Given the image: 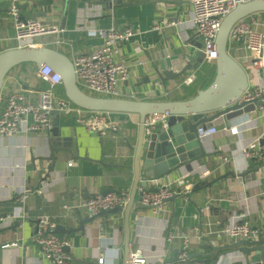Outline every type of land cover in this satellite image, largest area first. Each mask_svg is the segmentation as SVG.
Listing matches in <instances>:
<instances>
[{
	"label": "crops",
	"instance_id": "obj_1",
	"mask_svg": "<svg viewBox=\"0 0 264 264\" xmlns=\"http://www.w3.org/2000/svg\"><path fill=\"white\" fill-rule=\"evenodd\" d=\"M12 1L0 0V53L16 47L14 23L7 15ZM14 1L23 19H37L46 27L64 29L38 42L41 47L58 49L71 61L74 56L102 45V39L88 37L85 30L132 27L136 35L115 56L118 63L129 68L131 75L119 84L121 98L182 101L215 79V64L203 60L196 72L184 79L169 82L166 87L159 82L154 84L157 77L153 67L158 63L160 50L174 44L194 54V46L201 45L192 27V6L187 0H121L115 10L106 3L99 4L101 0ZM255 18L262 30L264 14ZM172 19L180 21L179 25L170 26L163 34L153 29L157 23ZM58 40L60 43H56ZM229 52L246 70L250 87L264 79V71L252 67L249 53L243 47L229 45ZM29 74L30 70L13 71L7 76L2 92L43 89V84L33 78L25 81ZM192 75H195L193 83L184 85L183 81ZM112 121L116 131L101 136L89 133L74 116L56 111L47 132L0 137V264H51L33 240L36 221L42 216L51 217L57 227L63 225L67 229H77L79 221L94 217L91 224L85 225V234L58 233L70 241L68 251L76 264H98L101 257L108 261L105 264H123L125 213L91 216L81 206L84 200L102 195L105 190L129 193V197L132 192L140 119L135 114H114ZM217 128V135L203 141L208 157L189 168V172L150 182L146 187L140 183L129 216L130 249L132 254L141 253L146 264H173L185 242L190 257L206 264H213L214 260L212 249H204L210 243L217 245L219 253L228 252L217 264H252L250 257H256V254L243 255L235 246L240 241L234 243L224 235V228L240 215L243 221L260 230L258 240L264 239V160H247L242 155L248 144L264 139V100L261 107L230 122V129L224 124ZM53 148L58 149L54 150L55 163L44 161L52 155ZM222 156L227 162H223ZM255 169H258L255 180L235 176ZM207 171L210 174L204 181L212 186L191 193L192 203L187 198L168 200L158 213L139 204L142 188L179 189L183 187L184 175L193 174L189 181L196 183L199 181L196 176ZM26 189L31 192L26 194ZM65 205L72 209H65ZM16 222L20 226L13 229ZM166 227L174 234L169 243H164ZM10 244L16 246H6ZM227 246L231 247L224 250Z\"/></svg>",
	"mask_w": 264,
	"mask_h": 264
},
{
	"label": "built area",
	"instance_id": "obj_2",
	"mask_svg": "<svg viewBox=\"0 0 264 264\" xmlns=\"http://www.w3.org/2000/svg\"><path fill=\"white\" fill-rule=\"evenodd\" d=\"M192 6V27L200 40L204 61L215 64L218 57L216 38L224 17L228 15L238 4L237 0H187ZM254 0H241L242 3ZM264 14V13H263ZM8 18L14 23L16 42L15 48L41 47L38 39L52 33L64 31L60 27H46L37 19H23L19 5L13 0L8 7ZM256 15L242 19L235 24L229 34V45L241 46L251 58L252 67L258 71H264V28L258 29ZM180 21L172 19L170 22L161 21L153 29L163 34L167 28L178 26ZM88 37L102 39V45L93 51L78 54L73 57L72 63L75 70L78 87L91 95L109 98H121L119 84L129 78V68L115 60L120 47L134 38L135 31L132 27H111L109 29L85 30ZM56 43H60L58 40ZM37 77L46 84V88L33 92L18 90L0 95V137L8 138L18 133H43L50 130L54 112L72 115L76 122L86 128L89 133L105 136L115 132V123L112 121L114 113L86 111L70 102L66 97L58 94V88L62 86V78L59 73L44 65L37 70ZM263 78V77H262ZM195 75L185 79L184 85H191ZM264 100V79L248 89L240 98L239 103H251L255 100ZM165 117H149L145 123V132L150 134L159 123L164 122ZM198 140L203 142L218 134L217 126H200L197 130ZM245 159L260 158L264 160V145L252 142L242 149ZM223 162L227 158L223 157ZM72 163L69 164L71 166ZM17 167V166H16ZM19 167V166H18ZM210 171L196 176L199 181L207 179ZM193 174L188 173L182 177L181 187L184 196H189L193 190V183L189 181ZM178 189L168 186H159L156 190L142 188L140 190L139 204L151 209L154 213L162 211L165 202L171 199ZM30 189L25 193L29 194ZM129 202V193H108L95 195L82 202V207L91 216H97L103 212L123 208ZM70 210V205H65ZM236 218V217H235ZM36 235L34 242L40 247L42 255L51 264H76L72 254L67 250L70 241L57 232V223L49 216H42L36 221ZM224 235L231 238L234 243L238 241H255L260 238V230L254 228L249 222L243 221L239 215L236 220L230 222L224 228ZM174 239V234L166 227L164 243ZM6 246H16L10 244ZM187 242L182 245L173 264H206L200 260H193L188 252ZM133 264H146L145 259H137L132 254ZM98 264H105L103 257Z\"/></svg>",
	"mask_w": 264,
	"mask_h": 264
},
{
	"label": "water",
	"instance_id": "obj_3",
	"mask_svg": "<svg viewBox=\"0 0 264 264\" xmlns=\"http://www.w3.org/2000/svg\"><path fill=\"white\" fill-rule=\"evenodd\" d=\"M121 0H101L99 4H107L112 10L120 6ZM237 6L222 20L217 33L216 47L218 57L215 61V79L204 90L188 100L182 101H142L125 98H109L94 96L82 91L76 83V74L71 59L58 51L47 47H26L14 48L0 53V95L7 76L12 71L23 64H34L37 68L44 65L50 66L53 71L60 74L65 97L72 102L75 107L92 112H111L114 114H135L139 116L138 142L136 146L134 165H133V188L129 197L128 207L106 211L101 215L108 216L113 212L125 213V234H124V254L123 264H133L132 252L130 249V224L129 216L134 207L137 192L140 186L146 187L150 182H157L168 178L174 174L183 175L189 172L202 159L208 157V153L203 142L198 140L197 130L200 126L213 127L225 125L230 129V122L240 119L245 114H249L256 107H261L263 99L255 100L251 103H239L240 98L249 87V78L246 70L235 60L229 52V34L232 27L238 21L247 17L264 13V0H254L242 3L237 0ZM194 46V45H193ZM184 46L176 47L171 44L168 49L159 51L158 63L153 67L157 77L156 84L159 82L164 87L169 82H176L195 70L202 64L204 54L201 45L194 46L195 53L186 51ZM153 116H163L165 121L157 125L150 133L145 132L147 118ZM264 145V139L260 142ZM54 150L52 155L45 158L46 162L55 163ZM69 151V150H68ZM254 172H244L235 175L237 178L245 180H255ZM212 184L207 181L193 183L191 193L199 192ZM181 188L169 199L176 202L178 199L187 198ZM112 192L103 191L102 195ZM190 193V194H191ZM94 217L79 221L77 229H67L63 225L57 227L59 234L70 235L73 232L86 233L85 225L91 224ZM20 226L16 222L13 229ZM235 246L246 257H250L252 264L264 263V239L255 241L241 240ZM231 246L224 247V250ZM212 249L214 258L213 264L228 254L219 253L216 244H208L204 249ZM68 250V249H67ZM137 259L144 260L141 253Z\"/></svg>",
	"mask_w": 264,
	"mask_h": 264
},
{
	"label": "trees",
	"instance_id": "obj_4",
	"mask_svg": "<svg viewBox=\"0 0 264 264\" xmlns=\"http://www.w3.org/2000/svg\"><path fill=\"white\" fill-rule=\"evenodd\" d=\"M260 14H261V13H260ZM27 65H29V66H33V67L36 69V71L38 70V68H37L34 64H23V65H20L19 67H23V66H27ZM36 73H37V72H36ZM37 74H38V73H37ZM37 74H36V77H37ZM37 79H38V81H39L40 83L43 84L44 88L47 87L46 84H45L42 80H40L38 77H37ZM212 81H213V79H211L210 82H208L207 84H205V85L202 87V90L206 89V88L212 83ZM58 94L61 95V96H64V97H65V92H64V88H63V86H60V87H59ZM196 94H197V91H194V92H193L192 94H190L188 97H184V100H185V99L192 98V97H195Z\"/></svg>",
	"mask_w": 264,
	"mask_h": 264
},
{
	"label": "rangeland",
	"instance_id": "obj_5",
	"mask_svg": "<svg viewBox=\"0 0 264 264\" xmlns=\"http://www.w3.org/2000/svg\"><path fill=\"white\" fill-rule=\"evenodd\" d=\"M22 70H30V74L28 76H26L25 81L30 80L32 78L38 81V79L36 77V74H37L36 72L37 71H36V69L33 66L27 65V66H23V67H17L13 71L14 72L19 71L21 73ZM94 95H97V94H94Z\"/></svg>",
	"mask_w": 264,
	"mask_h": 264
}]
</instances>
